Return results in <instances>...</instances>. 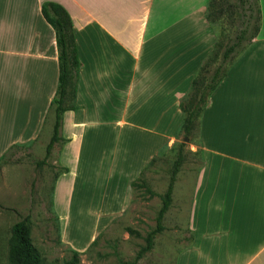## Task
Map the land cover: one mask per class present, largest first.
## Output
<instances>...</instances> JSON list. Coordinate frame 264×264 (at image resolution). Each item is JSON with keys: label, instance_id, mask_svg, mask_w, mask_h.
<instances>
[{"label": "crops", "instance_id": "0c3cea01", "mask_svg": "<svg viewBox=\"0 0 264 264\" xmlns=\"http://www.w3.org/2000/svg\"><path fill=\"white\" fill-rule=\"evenodd\" d=\"M48 1L72 17L81 61L76 109L65 112L54 146L65 169L56 188L75 192L83 156L107 147L124 187L109 210L125 211L133 183L176 140L180 101L219 42L207 20L210 0H0V160L37 143L47 125L54 129L60 66L55 30L42 13ZM262 29L261 21L257 37L229 60L201 118L202 165L188 182L193 246L186 250L196 259L264 264Z\"/></svg>", "mask_w": 264, "mask_h": 264}, {"label": "rangeland", "instance_id": "374dc122", "mask_svg": "<svg viewBox=\"0 0 264 264\" xmlns=\"http://www.w3.org/2000/svg\"><path fill=\"white\" fill-rule=\"evenodd\" d=\"M258 3L263 24L260 33L264 36V0H258ZM248 7L241 0L223 1L222 13L214 18L219 53L232 43L242 28V22L250 13ZM52 129V125H47L37 143L14 148L0 161V264H11V229L26 217L32 224L33 243L46 264H65L71 259L73 250L87 245L93 236L96 243L82 253V264H131L145 246L148 233L156 227L161 196L169 185L179 147L185 142L182 130L176 140L159 152L154 164L137 181L131 205L125 211L112 212L109 209L114 205L109 201L113 195L116 197L117 187L121 191L124 187L120 173L114 174L111 170L114 164L108 162V148H98L91 159L90 153L83 156L75 192L66 194L63 188H56L65 171L59 163L60 146L47 158ZM185 144V162L174 187L173 205L164 218L165 231L157 236L152 252L138 264H178L182 255L186 256L182 264H190L187 256L192 264H224L226 261L196 259L195 255L192 257L187 253V247L193 246L188 182L192 187L202 165L199 129L192 141ZM118 151L122 153L124 148L121 146L116 149Z\"/></svg>", "mask_w": 264, "mask_h": 264}, {"label": "trees", "instance_id": "16d2710c", "mask_svg": "<svg viewBox=\"0 0 264 264\" xmlns=\"http://www.w3.org/2000/svg\"><path fill=\"white\" fill-rule=\"evenodd\" d=\"M223 1L224 0H210L207 12V20L210 23H216L214 18L222 13L221 6ZM241 2L249 5L248 10L250 12L246 20L242 22V28H240L232 43L221 55L218 52L220 43L218 42L216 44L212 55L204 65L201 66L194 78L191 90L180 101V109L184 114L181 127L184 140L188 138L192 141V137H194L196 130L198 131V129H200L201 118L209 105L211 96L228 73L229 60L233 58L234 54L243 51L245 49V44L257 37L260 31L262 18L258 0H241ZM210 9L212 10L210 11ZM42 13L46 21L55 30L60 66L59 87L51 105V110L55 113V124L53 136L47 146L48 158L56 143L62 140L60 137V128L65 112L76 109L75 98L81 61L76 42L74 23L69 12L62 5L48 1L43 3ZM185 146V142L181 143L178 157L171 172L169 185L166 192L161 196L162 206L156 217V227L148 233L145 238V246L141 248L135 261L131 264H138L146 254L152 252L155 247L157 236L165 231L164 218L172 206L174 187L185 162ZM16 147L18 146L12 149ZM199 154L201 156V151ZM5 157L6 155L3 156L0 161ZM155 160L156 157L151 161L149 167L154 164ZM144 173L143 171L141 177ZM136 185L137 182H134L133 187L136 188ZM151 194L155 195L154 192H151ZM95 243L96 240L92 245ZM81 255V252L73 250L71 259L65 264H82L80 259ZM9 259L11 264H46V260L42 253L33 243L32 224L29 217L17 222L11 229Z\"/></svg>", "mask_w": 264, "mask_h": 264}, {"label": "water", "instance_id": "95a60500", "mask_svg": "<svg viewBox=\"0 0 264 264\" xmlns=\"http://www.w3.org/2000/svg\"><path fill=\"white\" fill-rule=\"evenodd\" d=\"M185 142H189V139H188V138H186V139H185Z\"/></svg>", "mask_w": 264, "mask_h": 264}]
</instances>
